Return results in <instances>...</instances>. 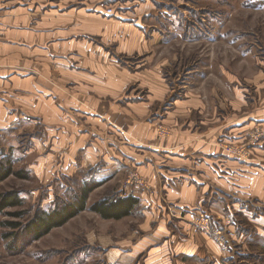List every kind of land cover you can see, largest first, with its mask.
I'll use <instances>...</instances> for the list:
<instances>
[{
    "label": "crops",
    "instance_id": "1",
    "mask_svg": "<svg viewBox=\"0 0 264 264\" xmlns=\"http://www.w3.org/2000/svg\"><path fill=\"white\" fill-rule=\"evenodd\" d=\"M7 1L0 51L8 52L12 75L9 83L2 77L9 90H0L5 96L0 104H19L24 119L44 122L46 149L34 158L41 183L87 166L106 182L132 167L144 186L117 190L122 198L137 199L139 221L132 229L140 235L138 251L166 239L176 264L224 258L227 247L203 224L235 210L234 201L264 207V143L242 142L256 114L245 112L238 96L227 102V114L221 99L188 95L163 119L170 136L157 138L146 121L152 105L165 102L169 86L162 74L161 37L143 31L146 22L154 29L155 19H131L136 9L125 13L130 19L108 17L100 8L105 0ZM238 141L246 144L248 158L226 153L225 142ZM210 231L219 233L213 226ZM169 250L162 244L157 254L163 259Z\"/></svg>",
    "mask_w": 264,
    "mask_h": 264
},
{
    "label": "rangeland",
    "instance_id": "2",
    "mask_svg": "<svg viewBox=\"0 0 264 264\" xmlns=\"http://www.w3.org/2000/svg\"><path fill=\"white\" fill-rule=\"evenodd\" d=\"M118 1L120 4L116 5ZM104 2L100 8L108 17L118 14L129 18L125 13H134L136 9L137 17L131 16V19H155L154 29L152 23L146 22L143 31H146V37L153 31L161 37L160 57L165 62L162 74L169 86L165 102L152 105V113L146 121L156 131L157 138L170 136V129L163 119L176 101L188 95L209 97L214 102L221 99L224 113L229 114L227 102L238 96L245 101V112L251 110L257 119L246 131L242 142L253 146L264 143V0ZM8 7L7 0H0L1 19L7 18ZM122 62L132 65L128 59ZM11 75L8 52L2 50V92H8L4 82L9 83ZM0 97L5 99L4 95ZM9 99L12 98L9 96ZM214 104L210 100L209 112L214 110ZM20 106L0 104V169L10 167L11 171L8 177L0 180V207H4L0 209V264H170L171 260L176 264L175 257H171L173 249L166 239L156 242L155 246L144 247L142 251L137 250L140 235L132 228L137 227L139 221L138 203L131 216L121 220L108 221L90 210L95 202L122 197V190L137 185L129 183L134 174L132 167L120 169L106 182L94 177L95 169L87 166L72 176H56L41 183L40 169L35 166L34 158L38 156L39 159L46 149L42 145L48 138L41 141L46 129L41 126L42 120L24 119L26 114ZM194 119L199 120L198 117ZM225 145L228 155L249 157L246 144L225 142ZM93 184L97 187L87 194L83 211L39 238L26 233V227L37 212H50L62 203H72L84 187ZM11 196L17 205L4 206ZM233 203L235 210L227 209L222 219L203 224L209 234L215 235L217 242L227 247L225 257L216 258L219 262L205 259L203 264H264V207L253 201ZM166 211L167 215L171 212L170 209ZM211 226L219 233H212ZM162 244L170 249V255L165 251L163 259L157 254ZM182 261L199 264L196 258Z\"/></svg>",
    "mask_w": 264,
    "mask_h": 264
},
{
    "label": "trees",
    "instance_id": "3",
    "mask_svg": "<svg viewBox=\"0 0 264 264\" xmlns=\"http://www.w3.org/2000/svg\"><path fill=\"white\" fill-rule=\"evenodd\" d=\"M5 162H9L6 160ZM8 167V166H7ZM11 173L10 167L7 169H0V180L6 178ZM96 184L90 185L87 188H83L81 195L74 202L60 204L50 212L39 211L33 217L31 223L26 227V233L33 234L34 237L39 238L47 234L53 228L59 227L65 224L69 219L76 216L78 213L85 209V201L87 194L93 189L96 188ZM16 199L14 196L9 197L4 206H13L16 204ZM137 199L132 198L131 196L122 198H110L102 199L99 202H95L90 210L94 213H98L103 219L110 220H119L126 216H129L131 211L136 207ZM4 207H0L3 209ZM15 226V224H12Z\"/></svg>",
    "mask_w": 264,
    "mask_h": 264
},
{
    "label": "built area",
    "instance_id": "4",
    "mask_svg": "<svg viewBox=\"0 0 264 264\" xmlns=\"http://www.w3.org/2000/svg\"><path fill=\"white\" fill-rule=\"evenodd\" d=\"M133 185L137 184V186L139 187H143L144 183L137 177L136 174H133L132 178H131V182H129Z\"/></svg>",
    "mask_w": 264,
    "mask_h": 264
}]
</instances>
